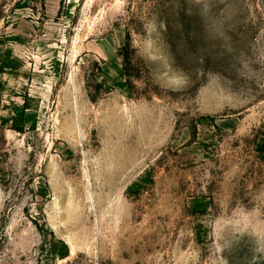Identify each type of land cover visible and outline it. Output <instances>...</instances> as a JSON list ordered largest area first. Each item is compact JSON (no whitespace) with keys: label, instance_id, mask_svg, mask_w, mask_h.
I'll return each instance as SVG.
<instances>
[{"label":"rangeland","instance_id":"rangeland-1","mask_svg":"<svg viewBox=\"0 0 264 264\" xmlns=\"http://www.w3.org/2000/svg\"><path fill=\"white\" fill-rule=\"evenodd\" d=\"M0 264H264V0H0Z\"/></svg>","mask_w":264,"mask_h":264},{"label":"trees","instance_id":"trees-1","mask_svg":"<svg viewBox=\"0 0 264 264\" xmlns=\"http://www.w3.org/2000/svg\"><path fill=\"white\" fill-rule=\"evenodd\" d=\"M121 54L123 56L125 74L129 78V76H130V69L132 68V59H131V55H130V43H127L122 48Z\"/></svg>","mask_w":264,"mask_h":264}]
</instances>
